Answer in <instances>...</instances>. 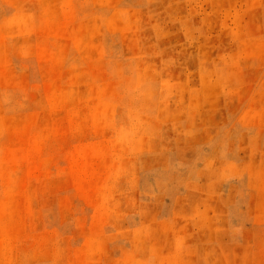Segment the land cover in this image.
Returning a JSON list of instances; mask_svg holds the SVG:
<instances>
[{
	"label": "rangeland",
	"instance_id": "1",
	"mask_svg": "<svg viewBox=\"0 0 264 264\" xmlns=\"http://www.w3.org/2000/svg\"><path fill=\"white\" fill-rule=\"evenodd\" d=\"M0 264H264V0H0Z\"/></svg>",
	"mask_w": 264,
	"mask_h": 264
}]
</instances>
